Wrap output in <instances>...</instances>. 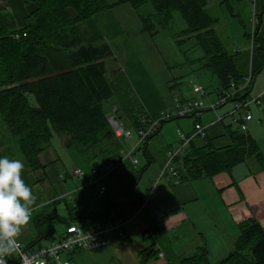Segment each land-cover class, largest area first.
<instances>
[{
  "label": "crops",
  "instance_id": "1",
  "mask_svg": "<svg viewBox=\"0 0 264 264\" xmlns=\"http://www.w3.org/2000/svg\"><path fill=\"white\" fill-rule=\"evenodd\" d=\"M207 1L208 10L210 0ZM250 4L252 25L245 26V19L239 15L237 19L230 8V19L226 18L223 23L227 36L219 35L223 42L226 41L225 47L233 55L236 68L243 77L241 84L249 81L248 97L260 100L259 104H252L253 118L246 124L247 131L255 137L264 154V0H250ZM137 10L126 3L78 24L86 42L109 43L115 54L114 61L120 52L126 57L125 62H117L119 67L107 65L114 90L107 108L111 111L116 108L118 117L129 127L133 126L127 116L131 111L142 109L150 118L160 119L162 113L177 101L196 96L193 89L184 88L183 80L190 74L216 84V91L210 94L209 91L205 100L207 106L216 103L220 93L219 79L211 78L205 71L215 74L205 70L201 63L197 69L168 64L157 49L156 35L151 36L144 30L142 17L145 15H140ZM255 20H258L257 24ZM119 35L130 38L123 39L121 46L111 44L110 37ZM230 102L217 110H204L199 119L207 127L208 139L217 147L229 145L228 126L240 128L242 122L243 115L236 114L241 122L234 123L230 112L235 101ZM219 117L222 118L220 122ZM184 118L181 119L186 120L184 122L178 119L175 135L165 132L166 122H163L145 149H142L143 144L138 145L137 138H125L123 152L137 147L135 155L139 165L125 167L107 178V190L103 195L92 184L94 176L90 168L97 162L88 166L78 149L67 147L63 139L53 138L51 145L39 155L41 166L37 169L26 164L20 148H13L14 140L13 144L0 142V158L7 156L23 161L22 179L36 198L29 223L19 239L27 245L36 243V218L54 212L57 216L52 227L57 235L63 233L57 231L55 224L63 205L70 223L88 213L104 212L125 222L123 237L111 235L100 247L71 254L76 264H145L144 256L151 253L158 255L147 264H182L183 258L194 255L203 245L212 264L226 258L235 247L242 221L254 217L264 227V170L256 171L251 159L236 165L231 172L211 178L164 177L169 151L180 142L179 130L187 134L194 132L196 118ZM81 167L86 170L84 181L74 174V169ZM158 211L165 214L162 222L157 219ZM53 240L52 237L43 238L40 245H49Z\"/></svg>",
  "mask_w": 264,
  "mask_h": 264
},
{
  "label": "trees",
  "instance_id": "2",
  "mask_svg": "<svg viewBox=\"0 0 264 264\" xmlns=\"http://www.w3.org/2000/svg\"><path fill=\"white\" fill-rule=\"evenodd\" d=\"M24 2L36 4V9L30 13L23 28L9 27L0 15V115L26 164L32 169L40 168L39 155L51 145L55 135H59L67 147L77 148L90 167L95 162L97 166L115 160L124 153L125 138L116 137L107 111V103L114 97L107 68L113 48L107 42H86L78 27L79 23L99 13L126 3L135 9L150 3L154 12L142 17V21L144 30L155 36L159 32L157 25L169 29L174 13L180 12L186 27L177 33L178 46L182 47L190 39L196 41L195 45L203 53L199 62L219 79L220 93L228 90L233 81L238 85L242 83L243 77L236 68L233 55L215 29L219 19L207 10V0ZM72 8L77 13L75 18L69 13ZM12 51L17 55L9 59ZM249 87L239 90L232 100L247 98ZM127 116L133 126H126L133 130L143 126L142 116L149 117L142 109L131 111ZM199 119L196 118L195 123ZM227 129L231 138L227 146H215L208 134L205 138L196 137L190 141L175 159L174 168L179 179L211 178L222 172H231L236 165L251 159L256 171L264 170V154L255 137L247 130L231 125ZM56 216L54 212L36 218L38 238L27 248L34 249L37 244L41 247L43 238L56 240L61 236L52 227ZM106 218H109L108 212L88 213L72 223ZM157 255H145L144 263ZM181 262L212 264L205 245ZM217 264H264V227L257 219L250 217L239 224L234 249Z\"/></svg>",
  "mask_w": 264,
  "mask_h": 264
},
{
  "label": "built area",
  "instance_id": "3",
  "mask_svg": "<svg viewBox=\"0 0 264 264\" xmlns=\"http://www.w3.org/2000/svg\"><path fill=\"white\" fill-rule=\"evenodd\" d=\"M254 23L257 24L258 20H255ZM248 84L249 81H247L246 84L239 85L233 81L228 90L219 94L216 103L207 106L203 97H205L208 92L203 85L197 83L193 86V92L196 95L194 98L187 101H177L171 109L162 113L160 119L142 116L141 120L143 126L138 130L128 128L118 117L116 108L108 115L109 122L117 138L136 137L138 145H140L144 144L151 136L155 135L161 128L162 122L165 120L184 117L200 118L204 110L208 108L217 110L227 102L235 101L234 109L230 112V115L234 117V123H239L241 121L239 118L235 117V115L242 114V122L239 125L241 130L246 131V122L253 118L251 106L254 103L259 104L260 100L249 97L241 100L232 99L235 98L239 90L244 89ZM221 120L222 118L219 117L218 122ZM206 136L207 127L199 121L195 123L194 132L191 134L179 130V145L169 151L168 164L163 172V176L166 178H178V172L174 168L176 157L185 151L192 139L196 137L205 138ZM136 149L137 147L125 151L121 157L115 160L90 168V172L94 176L92 184L98 187L99 194L103 195L106 192L107 186L105 181L107 178L125 167H137L139 165V160L135 155ZM74 174L82 181L86 178V170L83 168H75ZM157 219L159 222L165 219L163 211L157 212ZM111 235L120 237L125 235V222L123 219L109 217L100 221L87 219L85 222L70 223L58 239L53 240L46 246L29 249L27 248V244L19 239L22 248L18 254L8 257V264H76L71 258V254L78 251H91L100 247L108 242Z\"/></svg>",
  "mask_w": 264,
  "mask_h": 264
},
{
  "label": "rangeland",
  "instance_id": "4",
  "mask_svg": "<svg viewBox=\"0 0 264 264\" xmlns=\"http://www.w3.org/2000/svg\"><path fill=\"white\" fill-rule=\"evenodd\" d=\"M222 0H210V4L208 6V11L214 16L219 19V23L215 26V28L218 30L219 34L226 38L227 31L224 27L225 24H223L226 20V18L230 19L231 10L234 12L235 15H237V19H239V16L242 17L244 20V25L249 28V25H252L251 21V10L252 6H250V0H229L231 3L228 2V0L221 2ZM36 9V4L34 3H26L24 0H0V15L3 17L5 22L9 25V27H12L14 29H21L23 28L28 20V16L30 13ZM137 12L140 15L148 16V14L154 12L152 4H147L140 9L137 10ZM69 13L72 18H75L77 13L72 8L69 9ZM239 15V16H238ZM236 19V20H237ZM155 22V21H154ZM249 22V23H248ZM239 23V22H238ZM186 27V23L181 16L180 12L174 13V18L170 23L169 29H161L158 27L159 32L156 33V36L154 38L155 44L158 45L157 49L159 50V53L161 57L170 65H173L174 67L179 66H186L192 69H197L200 65V62L198 60L199 57H203V53L200 48H198L195 43L196 41L194 39L188 40L186 43L182 45V47H179L176 40H177V33H179L182 29ZM130 38V36L123 37L122 35L116 36V37H110L111 44H116L118 46H121L123 43V39ZM225 40V39H224ZM226 43V41H224ZM118 54V53H117ZM16 56L17 53L12 51L11 56H9V59H12ZM115 54L107 60L108 66H116L119 67L120 64H117L118 61L125 62L126 57L122 55V52H120L116 57L117 59L114 61ZM178 68V67H177ZM211 78H214L217 80V77L210 74L209 72H206ZM183 82L186 84L184 88L190 87V89H193V86L197 83L203 84V86L206 88L207 92L214 93L216 91V84L211 83L210 79L206 80L202 77H198V75L190 74L187 75L186 78H184ZM208 94L203 97L204 100H206ZM33 99V98H32ZM34 101V100H33ZM231 102H227L229 104ZM169 110V109H167ZM108 113L111 111L109 108H107ZM112 113V111L110 112ZM109 113V114H110ZM108 114V115H109ZM118 115V113H117ZM185 119V118H179V120ZM192 119V118H191ZM177 120H171L166 121L165 126L167 130L165 132H168L171 135H175L176 130L178 129V123ZM186 121V120H181ZM191 126L193 125V120L191 121ZM126 125V124H125ZM183 130H186L184 127H182ZM191 128V127H190ZM170 129V130H168ZM55 138H60L59 135H55ZM134 139L136 137H133ZM10 142V144H13V138L8 132L2 117L0 115V142ZM15 141V140H14ZM65 143V142H64ZM13 148L19 149V146L17 142H14ZM75 151V150H74ZM63 153V151H62ZM66 153V152H65ZM73 153V151H72ZM64 154V153H63ZM67 155V154H64ZM85 166V164H83ZM82 168V167H81ZM63 210L59 213V216L57 220L55 221L56 229L58 232H64L67 228V226L70 224L69 215L64 209V206L62 205Z\"/></svg>",
  "mask_w": 264,
  "mask_h": 264
},
{
  "label": "clouds",
  "instance_id": "5",
  "mask_svg": "<svg viewBox=\"0 0 264 264\" xmlns=\"http://www.w3.org/2000/svg\"><path fill=\"white\" fill-rule=\"evenodd\" d=\"M24 163L19 159L0 158V264L22 248L19 237L28 225L35 196L22 179Z\"/></svg>",
  "mask_w": 264,
  "mask_h": 264
}]
</instances>
